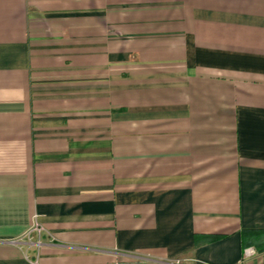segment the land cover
Masks as SVG:
<instances>
[{"label":"crops","instance_id":"1","mask_svg":"<svg viewBox=\"0 0 264 264\" xmlns=\"http://www.w3.org/2000/svg\"><path fill=\"white\" fill-rule=\"evenodd\" d=\"M176 260L264 264V0H0V264Z\"/></svg>","mask_w":264,"mask_h":264},{"label":"built area","instance_id":"2","mask_svg":"<svg viewBox=\"0 0 264 264\" xmlns=\"http://www.w3.org/2000/svg\"><path fill=\"white\" fill-rule=\"evenodd\" d=\"M35 229H37L38 231H40V228L39 227H34ZM179 263V261L178 260H176L175 261V264H178Z\"/></svg>","mask_w":264,"mask_h":264}]
</instances>
